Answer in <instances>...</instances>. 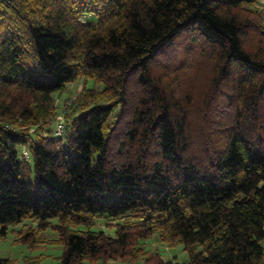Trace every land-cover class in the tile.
Listing matches in <instances>:
<instances>
[{"label":"trees","instance_id":"16d2710c","mask_svg":"<svg viewBox=\"0 0 264 264\" xmlns=\"http://www.w3.org/2000/svg\"><path fill=\"white\" fill-rule=\"evenodd\" d=\"M258 1L0 0L1 232L18 226L15 242L33 249L58 243V264H172L144 249L154 236L182 244L183 264H264ZM198 44L214 56L228 107H199L194 135L197 104L179 75ZM80 76L104 91L71 119L65 110L62 136L32 133ZM100 217L121 219L113 235L90 228ZM50 226L58 237L40 239Z\"/></svg>","mask_w":264,"mask_h":264},{"label":"rangeland","instance_id":"374dc122","mask_svg":"<svg viewBox=\"0 0 264 264\" xmlns=\"http://www.w3.org/2000/svg\"><path fill=\"white\" fill-rule=\"evenodd\" d=\"M258 8L264 9V0H259L256 3ZM83 20L95 21L96 18L89 14L82 18ZM255 45H258L257 39L252 40ZM189 44L186 45L188 47ZM201 45L192 46V49L187 53L185 67L182 68L179 75L180 86L183 90L188 91V96L192 99V102L197 104V107L192 113V131L196 129L195 126H201L204 117H202V112L197 113L198 108L202 109L203 106L207 104L212 108H223L222 106L228 107V101L223 102V93L219 85H214L215 78L217 77V71L215 68L214 56H211L209 51ZM176 52V51H175ZM174 52V53H175ZM167 60V59H166ZM181 68V67H180ZM95 91L91 94V90ZM104 91V84L101 81L95 80L93 78H88L85 76H80L75 81L68 83L63 90L53 94L54 96V106L55 113L53 118L50 119L49 123L40 129H35V126L31 128L32 133H50L52 131L55 133L56 126L58 122L62 121L65 123L64 113L65 110L69 109L67 113L69 119L79 112L82 107L90 105L92 101L96 99V94L102 93ZM209 101V103H208ZM194 106V104H193ZM220 106V107H219ZM195 107V106H194ZM201 118L199 119L198 116ZM195 124V125H194ZM196 140L197 137H196ZM24 146L20 148V153H22ZM121 221L119 218L112 217H100L97 222L90 228L93 230H103L107 234L113 235L116 229L115 223ZM52 222L57 223L58 219H52ZM25 223H31V221L26 220ZM35 225V224H33ZM74 227V226H73ZM75 228L87 229L86 225H80ZM1 229V228H0ZM19 229L18 226L9 225L6 233H2L0 230V257H8L14 261V264H25V260L41 255V264H58L59 256L63 252V247L58 243L52 241L45 242L44 248L33 249L27 244L16 243V233L14 230ZM58 237L57 231L50 226L46 230L41 232L40 239H54ZM264 246V240H262ZM144 249L153 248L157 249L162 257L167 261L171 260L172 264H183L187 259V253L183 249L182 244L170 246L165 242L160 241L156 236L150 238L148 241L142 244ZM36 260H39V258ZM84 264H104L101 261L98 262H85ZM106 264H144L143 258L141 259H119L116 261H110Z\"/></svg>","mask_w":264,"mask_h":264},{"label":"built area","instance_id":"2783aa9c","mask_svg":"<svg viewBox=\"0 0 264 264\" xmlns=\"http://www.w3.org/2000/svg\"><path fill=\"white\" fill-rule=\"evenodd\" d=\"M64 133H65V125H64V123H63L62 121H60V122H58V124H57V126H56V129H55V133H54V135H55L56 137H60V136H62ZM29 153H30V152H29V149H28L26 146H24V149H23L21 155H22V156H25V157H28V156H29Z\"/></svg>","mask_w":264,"mask_h":264}]
</instances>
